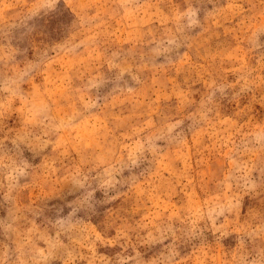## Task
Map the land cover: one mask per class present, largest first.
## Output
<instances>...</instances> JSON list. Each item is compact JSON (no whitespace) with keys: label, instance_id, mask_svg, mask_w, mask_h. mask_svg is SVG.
Segmentation results:
<instances>
[{"label":"rangeland","instance_id":"obj_1","mask_svg":"<svg viewBox=\"0 0 264 264\" xmlns=\"http://www.w3.org/2000/svg\"><path fill=\"white\" fill-rule=\"evenodd\" d=\"M0 264H264V0H0Z\"/></svg>","mask_w":264,"mask_h":264}]
</instances>
